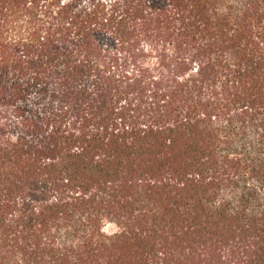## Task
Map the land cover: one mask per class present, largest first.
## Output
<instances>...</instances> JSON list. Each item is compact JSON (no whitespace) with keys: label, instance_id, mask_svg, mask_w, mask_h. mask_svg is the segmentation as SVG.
Returning <instances> with one entry per match:
<instances>
[{"label":"trees","instance_id":"1","mask_svg":"<svg viewBox=\"0 0 264 264\" xmlns=\"http://www.w3.org/2000/svg\"><path fill=\"white\" fill-rule=\"evenodd\" d=\"M0 264H264V0H0Z\"/></svg>","mask_w":264,"mask_h":264}]
</instances>
